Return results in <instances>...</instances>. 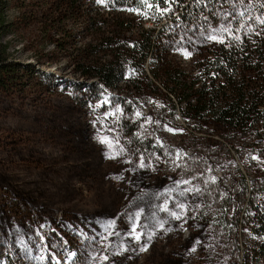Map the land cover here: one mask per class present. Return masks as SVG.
I'll return each mask as SVG.
<instances>
[{"label":"rangeland","instance_id":"rangeland-1","mask_svg":"<svg viewBox=\"0 0 264 264\" xmlns=\"http://www.w3.org/2000/svg\"><path fill=\"white\" fill-rule=\"evenodd\" d=\"M56 1L0 0L13 70L0 88V264H242L248 247L264 243L247 225L251 205L264 212L259 139L235 142L219 126L185 119L184 95L164 66L192 82L220 48L264 50V0H212L205 9L188 0L169 17L85 0L82 17L61 25ZM118 16L134 19L133 40L155 29L154 44L140 65L128 53L124 80L110 89L81 66L112 60L100 37L117 31ZM213 33L224 43L207 38ZM233 193L243 202L240 252L220 225Z\"/></svg>","mask_w":264,"mask_h":264},{"label":"trees","instance_id":"trees-1","mask_svg":"<svg viewBox=\"0 0 264 264\" xmlns=\"http://www.w3.org/2000/svg\"><path fill=\"white\" fill-rule=\"evenodd\" d=\"M85 0H58L52 7L57 25L63 24L66 19L77 20L84 13L82 3ZM119 7H129L135 12L148 10L157 16L169 17L174 9L186 10L188 0H175L174 3L164 4L163 0H112ZM152 5L149 7L148 5ZM160 9L168 8L163 12L156 10V5ZM201 9L214 8L216 5L212 0H201ZM196 7V6H195ZM91 27L97 26L96 20L92 19ZM117 31L111 35L101 33V43L106 49L111 50L113 58L110 61L81 66V75L84 78L95 79L105 87L117 89L118 83L124 80V62L128 58L130 51L134 52L132 60L140 65L146 56L151 54L153 36L155 29L142 32L139 38L127 37L130 32L129 25L134 19L118 16L115 18ZM5 33V23L0 12V88H6L7 77L13 72L9 65L10 55L8 47L3 43L2 38ZM132 41L129 43L128 41ZM55 43H57L55 41ZM61 47V46H60ZM62 48V47H61ZM257 53V55L255 54ZM256 55V60L254 59ZM213 59H207L200 64L199 75L192 82L181 69L173 68L165 63V74L173 79L174 85L184 95L183 114L185 119H191L204 124H214L229 132H232V140L236 142L239 138H249L250 141L264 138V50L249 51L245 49L240 52L237 49L220 48L214 54ZM131 57V56H130ZM249 74H254L257 79H249ZM241 78L242 85H237V77ZM221 80V83L219 82ZM259 82V85H257ZM253 85L248 88V84ZM261 83V84H260ZM135 88H139L140 83H135ZM201 84L200 87H196ZM248 92H246V86ZM231 101H229V93ZM188 115H185V113ZM259 146V145H258ZM260 151L264 153V146H260ZM236 153L241 155L238 149L233 146ZM264 157V155H263ZM244 189H247L244 184ZM230 198L226 204V212L221 217L220 224L229 237H233L235 251L240 252L239 228L243 202L240 200V193L229 194ZM247 225L258 236H264V212L251 205L249 209ZM246 225V226H247ZM220 226V227H221ZM221 227V228H222ZM222 228V229H223ZM224 230V229H223ZM242 264H264V243H256L248 247L242 255Z\"/></svg>","mask_w":264,"mask_h":264},{"label":"snow or ice","instance_id":"snow-or-ice-1","mask_svg":"<svg viewBox=\"0 0 264 264\" xmlns=\"http://www.w3.org/2000/svg\"><path fill=\"white\" fill-rule=\"evenodd\" d=\"M96 2H97L98 4H104L105 6H107L106 3H105V0H96ZM174 2H175V0H163V3H164V4H171V3H174ZM148 6H149V7H152V5H150V4H149ZM133 10H134V9H133ZM156 10H157V11H161V14H163V12H166V11H168L169 9H168V8H164V9L161 10L160 7H159V5L157 4V5H156ZM239 15H240V16H243L244 14H243V13H240ZM257 23H258V24H261V25H264V19H259V20H257ZM239 26L242 27L243 25H239ZM222 31H227V32L232 33V34L234 35L233 30L227 28L226 26H225L224 29H222ZM207 38H208V39H211V40H214V41H217V42H220V43H224V40H223V39H219V40H218L217 36H216L214 33H213V34H210ZM236 39H238V37H237ZM183 54H184L186 57L189 55V53H187V52H185V53H183ZM138 115H139V113H138ZM103 142H106V141H102V143H103ZM252 158H253L254 160L257 159V157H255V156H253ZM141 167H143V163H141ZM183 183H184V184H190L191 182L188 181V180H184ZM213 183H215V178H213ZM195 192H196V193H199V192H200V189H199V188H196V189H195ZM178 206L181 208V210L184 209V205H183V204H179ZM163 210H164L165 212H168V211H169L167 205H165V207H164ZM171 214H172L176 219H180V216H179L177 213L173 212V213H171ZM137 216H139V213H137ZM139 227H140V225L137 224V225H136L135 227H133V229H132V233H133V237H132V238H133L135 241H137V242H140V241H141V237L144 235L143 233H141V232L138 231ZM161 228L163 229V225H161ZM197 243H199V241H197ZM141 250L143 251V250H146V249H144V248L142 247ZM44 258H45V257H43V256L40 257V259H44ZM103 259H104L105 261H107V260H108V257H107V256H104ZM57 264H59V261L57 262Z\"/></svg>","mask_w":264,"mask_h":264},{"label":"built area","instance_id":"built-area-1","mask_svg":"<svg viewBox=\"0 0 264 264\" xmlns=\"http://www.w3.org/2000/svg\"><path fill=\"white\" fill-rule=\"evenodd\" d=\"M258 142H259L258 143L259 146H264V138L263 139H259Z\"/></svg>","mask_w":264,"mask_h":264}]
</instances>
